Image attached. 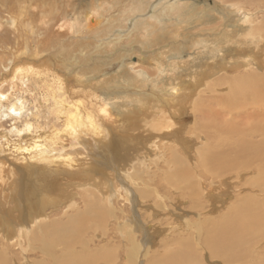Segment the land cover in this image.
<instances>
[{
    "label": "bare ground",
    "instance_id": "bare-ground-1",
    "mask_svg": "<svg viewBox=\"0 0 264 264\" xmlns=\"http://www.w3.org/2000/svg\"><path fill=\"white\" fill-rule=\"evenodd\" d=\"M0 264H264V0H0Z\"/></svg>",
    "mask_w": 264,
    "mask_h": 264
},
{
    "label": "rangeland",
    "instance_id": "rangeland-1",
    "mask_svg": "<svg viewBox=\"0 0 264 264\" xmlns=\"http://www.w3.org/2000/svg\"><path fill=\"white\" fill-rule=\"evenodd\" d=\"M158 0H156V2H157ZM171 1H173V0H171ZM181 1H185V2H196V3H205V4H208V5H210V4H214V0H181ZM152 10V9H151ZM149 11V10H148ZM149 13H151V12H149ZM133 18H135V17H132V20H133ZM132 20L130 21V22H128V26H127V28H126V32H128V31H130V30H132V28H133V22H132ZM128 29V30H127ZM123 29H121V28H116L115 30H113L112 32H111V35H113L112 33H115V34H118V33H124L125 32ZM114 34V35H115ZM125 40H127V38L125 39ZM124 40V41H125ZM123 41V42H124ZM125 45V44H124ZM138 45V44H137ZM117 47V49H122L123 48V45L122 44H119V43H117V45H116ZM139 46V45H138ZM120 47V48H119ZM116 49V50H117ZM145 50V51H144ZM135 51H139L138 53L137 52H135ZM140 51H142V48L141 49H133L131 52H133L132 53V55L129 57V58H127L128 60L127 61H129V62H133V63H138V64H143V62H142V59H141V56H140ZM149 51V50H148ZM146 49H143V52H147L146 53V55H148L149 54V52H148ZM145 55V54H144ZM121 60V61H120ZM123 59H118V60H116L117 62H115V65L117 66V67H115V68H113V69H111L112 70V72H114L117 68H118V66H119V64H122L123 63V61H122ZM122 254H123V252H120V256H119V260L121 261L123 258H122Z\"/></svg>",
    "mask_w": 264,
    "mask_h": 264
}]
</instances>
